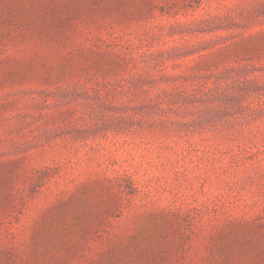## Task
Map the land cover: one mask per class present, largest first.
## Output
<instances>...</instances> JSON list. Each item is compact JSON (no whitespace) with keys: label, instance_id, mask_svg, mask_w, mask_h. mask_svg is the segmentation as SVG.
Masks as SVG:
<instances>
[{"label":"rangeland","instance_id":"rangeland-1","mask_svg":"<svg viewBox=\"0 0 264 264\" xmlns=\"http://www.w3.org/2000/svg\"><path fill=\"white\" fill-rule=\"evenodd\" d=\"M0 264H264V0H0Z\"/></svg>","mask_w":264,"mask_h":264}]
</instances>
